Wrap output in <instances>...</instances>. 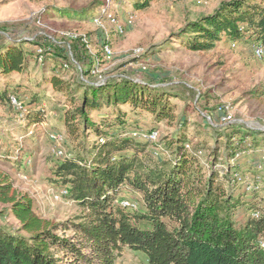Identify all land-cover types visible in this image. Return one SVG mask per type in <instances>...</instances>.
Here are the masks:
<instances>
[{"label": "trees", "instance_id": "1", "mask_svg": "<svg viewBox=\"0 0 264 264\" xmlns=\"http://www.w3.org/2000/svg\"><path fill=\"white\" fill-rule=\"evenodd\" d=\"M149 1L135 0L134 5L143 8ZM105 4L106 0H92L86 8L63 11L70 18L87 17V13L99 18ZM109 20L116 24L118 16L113 12ZM174 36L193 51L211 50L222 38L250 40L264 56V0L222 1L211 13L187 21ZM85 39L69 42V48L45 43L40 37L7 40L0 46V76H23L30 61H49L56 67L43 82L70 104L63 105L62 121L74 152L57 158L51 182L66 187L63 196L81 209V214L59 222L43 218L35 212L32 199L0 172L4 205L0 215L15 217L20 224L15 231L0 225V264H114L123 247L142 252L147 264H264V209L259 192L254 189L251 198L244 199L240 183L233 179L238 165L224 159L222 174L215 165L222 154L231 157L238 150L256 149L263 143L264 131L231 126L221 147L214 138L203 163L204 145L190 144L184 128L168 140L170 154L153 164L146 142L123 132L126 114L120 105L136 115L150 114L156 123L175 122L181 127L184 116L177 115L178 103L168 99L184 100L183 96L145 80H96V69L108 58L105 46L110 40L103 38L99 50L91 54L89 37ZM72 67L78 68L77 76L66 78L63 72ZM20 85L11 90L7 84L0 87V103H9L15 110L10 93ZM31 95V101H39L36 92ZM108 107L111 112L102 111ZM23 117L29 125H38L41 110ZM2 135L0 139L7 141ZM0 150L3 162L21 164L23 153L14 152L21 150L20 145L4 151L0 142ZM123 192L139 194L140 209L121 208L115 199ZM240 207L247 212L258 209V216L247 213L238 221Z\"/></svg>", "mask_w": 264, "mask_h": 264}, {"label": "rangeland", "instance_id": "2", "mask_svg": "<svg viewBox=\"0 0 264 264\" xmlns=\"http://www.w3.org/2000/svg\"><path fill=\"white\" fill-rule=\"evenodd\" d=\"M91 1L0 0V46L7 40L21 42L26 38L40 37L45 43L69 48V42L76 39L84 42L89 37L91 43H88V48L91 54H96L99 50L97 45L103 43V38H108L110 55L96 69V80L104 82L128 77L176 90L184 100L174 97L168 100L178 103L177 115L184 116L181 127L175 122L156 123L150 114L136 115L130 107L120 105L126 114V126L123 128L126 135L133 129L158 131L156 141L146 142L153 164L170 154L172 148H168V140L184 128L190 144L201 142L204 145L200 153L203 163L214 145V138L220 140L218 144L221 147L231 126L264 131V56L255 55L251 41L234 42L222 38L211 50L193 51L174 36L187 21L211 13L225 0H150L143 8L136 7L135 0H123L122 4L106 0L104 7L108 9L102 11L101 7L99 18L89 13L87 17L70 18L63 11L66 8H86ZM113 12L118 16L116 24L109 20ZM103 16L107 19H101ZM113 24H120L122 32H115ZM139 48L142 49L141 55L134 54V50ZM54 70L56 67L49 61L43 64L30 61L25 75L11 73L0 76V87L7 84L10 90L21 82L19 89H12L17 93L11 92L10 96H17L25 107V111L19 112L9 103H0V134L7 138V141L0 139L2 150L12 152L20 145L21 150L14 152L18 155L23 153L22 162L16 167L0 159V172L10 176L16 189L32 199L38 215L59 222L81 214V209L75 201L60 193L61 187H55L51 182L52 167L58 160L52 151L56 142L51 139V134H61L65 152H74L62 121L63 105L70 104L66 105V97L62 93L43 82L44 76L49 77ZM63 74L66 78L77 76L78 68L72 67ZM35 92L39 98L37 102L31 101V93ZM219 106L231 113L230 121H222ZM185 107H188L186 112ZM112 109L108 107L102 111L109 113ZM37 110H41L40 123L29 125L23 116ZM261 138L263 143L256 149L252 146L238 150L236 152L241 154L236 158L235 154L231 157L222 154L215 165L220 174L223 172L220 162L224 159L238 165V174H234L233 179L240 183L239 191L244 199H249L253 190H258L259 205L264 209V136ZM247 185L251 188L247 189ZM120 195L138 197L132 192ZM3 207L0 203V211ZM254 211L258 209L247 212L240 207L236 219L242 220L247 213ZM0 225L12 231L20 226L15 217L2 215ZM114 264H147V259L142 252L123 247Z\"/></svg>", "mask_w": 264, "mask_h": 264}, {"label": "built area", "instance_id": "3", "mask_svg": "<svg viewBox=\"0 0 264 264\" xmlns=\"http://www.w3.org/2000/svg\"><path fill=\"white\" fill-rule=\"evenodd\" d=\"M109 1V0H107ZM108 8L106 7H102L101 10L102 11H107ZM116 29L118 33H121L123 30V27L119 24L116 25ZM234 45V43H233ZM252 47L254 49V53L256 56H261L262 55V49L260 48V46L256 45V44H252ZM38 52H40V49H38ZM105 52L107 54V56L110 55V50L108 49L107 46H105ZM142 53V49H135L134 50V54L140 55ZM10 100L12 105L14 106L15 110L21 112V111H25V107L23 106V103L21 100H19L18 98H16L15 96H10ZM219 114L221 116L222 121H230L231 120V113L228 112L223 106H219L218 108ZM128 136H131L133 138H136L138 140L144 141V142H154L158 139V131L157 130H142V129H133L131 130L129 133H127ZM51 139L54 140L56 142V145L53 148V153L55 154V156H57L58 158L63 157L64 155H70L68 153L65 152V150L62 147V140H63V136L61 134H51ZM241 153L236 152L234 157H238ZM247 189L251 188V185H247L246 186ZM60 193L66 194L67 193V188L66 187H61L60 188ZM137 194V193H136ZM138 197L133 198V197H126V196H121L120 194L118 195V197L115 199L116 202L119 204V206L125 210H136L139 209L143 203L142 198L139 194H137ZM139 198V199H138ZM253 216H258V211H254L252 212ZM262 245H264V238H262Z\"/></svg>", "mask_w": 264, "mask_h": 264}]
</instances>
